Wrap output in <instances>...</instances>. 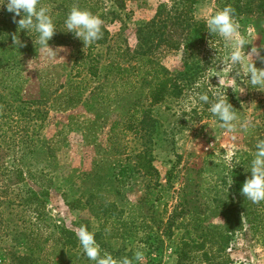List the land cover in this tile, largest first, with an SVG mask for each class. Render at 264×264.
<instances>
[{
	"label": "rangeland",
	"instance_id": "obj_1",
	"mask_svg": "<svg viewBox=\"0 0 264 264\" xmlns=\"http://www.w3.org/2000/svg\"><path fill=\"white\" fill-rule=\"evenodd\" d=\"M226 1L194 0V20L205 24L198 41L190 32L168 37L180 45L183 37L190 44L194 39L193 51L185 55L182 47L164 45L154 50V65L182 78L163 105L147 109L156 128L146 133L150 138L146 135L144 144L143 133L133 132L147 107L140 85L132 87L130 77L118 80L115 70L107 77L106 68L112 61L123 67L137 64L129 58L139 44V30L151 22L156 30L151 39L166 37L171 30L161 21L173 0H131L123 8L113 0H86L84 10L95 11L87 15L67 0H0V264H108V259L113 264H177L183 240L203 245L187 252L184 264H264V199L258 204L254 196L259 208L251 226L236 231L227 252L219 251L215 240L225 227L218 207L234 192L233 167L264 177V15L227 16ZM22 7L32 18L20 25L16 15L21 10L24 19ZM48 13L50 29L44 23ZM66 19L69 24H54ZM9 50L15 59L6 63L1 59ZM191 56L202 73L184 87L189 66L183 65ZM125 88L135 91L116 97ZM207 92L229 104L211 105ZM145 145L152 148L157 186L133 175L119 187L118 199L102 192L95 208L86 207L95 188L89 176L115 178L119 167L135 164L127 158ZM214 165H222L224 184L215 170L208 172ZM17 169L23 180L7 183L16 181ZM259 186L254 187L257 194ZM143 199L153 210L142 207L137 215L125 208ZM113 205L124 209L118 220L108 215ZM183 208L186 214H179ZM146 213L152 215V231L122 226ZM172 216L180 227L168 237L166 223ZM63 229L75 231L85 244L65 245ZM151 232L162 239L161 247L148 246Z\"/></svg>",
	"mask_w": 264,
	"mask_h": 264
},
{
	"label": "trees",
	"instance_id": "obj_2",
	"mask_svg": "<svg viewBox=\"0 0 264 264\" xmlns=\"http://www.w3.org/2000/svg\"><path fill=\"white\" fill-rule=\"evenodd\" d=\"M70 4L74 5V9H83L81 12L83 14H94V9L84 10V3H86V0H67ZM126 1L131 0H113L116 7L123 8ZM53 3H56L57 0H52ZM193 6H194V0H173V6L171 10L167 12V17L162 20V24L164 29L166 30L168 27L171 31L166 34V37H157L156 41L153 40L155 37L156 30L154 22H151L149 25L143 27L139 30V44L137 46V49L133 52L131 57L129 58V61H136V65H129L126 67H123L120 65L119 62H110L109 65L106 68V76H111V71L115 70L116 75L118 77V80H122L124 78H132L133 82L132 87L135 86V83H138L140 85L141 92H143L142 98L145 100L147 107L146 111H142V117L139 120L138 124L139 127L137 129V126L134 127V133H143L141 136L146 140V143H148L147 134H150L154 132L156 128V122L154 119H151L150 113L147 111L150 109H153L155 107L163 105L167 99H169L170 93H175L176 91H173L176 88V83L178 82L181 77H177L176 74L172 73L169 74L167 70L164 68H161L159 66L154 65V60L152 55L154 54V50L157 49L158 46L164 45L170 49L173 50H179L181 47L183 49L184 54H188L191 50L193 51L195 49V44L198 43L192 41V44L187 42L188 38L183 37L182 41H184V45H180V41L173 42L171 41L169 36H171L173 33L179 32L181 35L185 34V32H190L189 35L198 36L203 35L205 30V24L201 22H197L194 20L193 17ZM24 9V19L20 20V15H22L21 10L17 12V20L19 21V24L22 25L25 22H28L31 20L32 15L29 13V11L26 10V8L22 7ZM223 9L225 10V13L227 16L231 17H239L243 15H258L263 16L264 15V0H228L224 3ZM67 11H71L69 8L66 9ZM76 11V10H72ZM23 12V11H22ZM79 12V11H78ZM159 14H162V11L158 12ZM64 16V14H62ZM44 23L45 28L50 29L53 28V24H51V20L49 18V13L44 16ZM70 22L66 19L65 21H62L61 23H54L56 26L59 25V27L63 26L64 24H69ZM186 27L191 26V31L188 29H184ZM176 27L179 29V31L176 29ZM186 35V34H185ZM187 36V35H186ZM151 37L153 39H151ZM201 38V37H200ZM187 42V43H186ZM195 43V44H194ZM194 46V47H193ZM191 47V48H190ZM5 51L8 48H4ZM119 51V50H118ZM5 57H3L1 60H3L6 63H11L15 59V56H13L12 51L3 52ZM129 53L128 51L126 53L123 52V54ZM145 62L147 66H149L147 69H144L142 66V63ZM139 65V67L137 66ZM183 66H189L188 69L185 70V78L183 76L182 83L184 84V87H187L189 85H192L195 83L197 78L200 76L201 69L198 67V64L195 62V59L193 56H191V61L185 60V63ZM93 69L89 67L88 72L91 76H96L95 72L92 71ZM135 91V88H125L123 93H117L116 97H123L128 94H131ZM207 99L210 100L211 105L213 106H226L229 104L228 99L222 100L212 95L211 92H207ZM132 109L135 108V105L131 106ZM131 129V128H130ZM147 133V134H146ZM147 135V136H146ZM149 137V136H148ZM150 138V137H149ZM145 149L141 153H135L134 155H129L130 157L127 158L128 160H134L135 164L133 165H123L122 167H119L118 169V175L114 178L112 176H98L95 175L92 177L93 179L89 180L92 181V184L94 185V189L88 193L87 201L85 203L86 207L95 208L97 205H95V200L100 201L102 200L100 197V194L102 192H106V194H113L115 195V198L118 199L119 196H122L119 190V187H123L126 184H129V182L132 180L133 175H141L150 179V182H152V185L154 187L157 186L159 182V172L153 165V156H152V148L150 145H145ZM262 157H264V153L262 154ZM222 165H214L213 168H210L208 170L212 172V170H215V175L217 176V179L219 181H222L223 184L226 182V177L222 176V170H218ZM174 168L169 170L166 174L167 176V183L169 180H171L172 176H174ZM14 177L16 181L14 182H8L9 184H17L21 180H23L21 171L13 170ZM12 174V173H10ZM13 175V174H12ZM222 176V177H220ZM229 178L232 182L231 186L233 187L234 192L232 194L226 195L228 197V200L226 203H222L218 208L220 209L218 212V215L222 216L224 218V229L217 232V236L215 237V240L217 241V248H219V251H225V249L228 247V244H230L231 240L236 234V231H242L246 227L251 226L252 223V216L255 212L254 209L257 207V200L253 199L254 196H257L259 199L258 204L260 201H263L264 199V177L262 172L258 171L257 174H255L252 170H249L246 175L243 174L242 168L238 165L233 167L232 171L229 173ZM228 178V179H229ZM257 180V184L256 183ZM150 184V183H149ZM151 185V184H150ZM257 185L259 186V193L257 194L254 190V187L256 188ZM105 186H110L109 190H105ZM238 201L236 203V201ZM106 200V199H104ZM123 198H121V201ZM107 201V200H106ZM108 202V201H107ZM115 202V199H114ZM148 199H143L140 201V203L136 205H125V208H131L133 213L139 214L143 207L144 210H153V206L149 203ZM108 206H110L108 204ZM185 205H183L184 207ZM92 208V209H93ZM256 208V209H257ZM136 209V210H135ZM109 216H112L115 220H118L121 213H124V209H117L114 205L113 207H109ZM254 211V212H253ZM148 212V211H147ZM153 214V212H152ZM179 214H186V209L183 208L180 210ZM144 216L141 218V216L137 217H131V220L129 222L122 223L123 227L131 228L132 230L135 229L134 227H141L144 229H149V231H152V225H149V217L151 218L152 215L149 213L143 214ZM177 216H172L170 221H168L167 224V236L170 237L172 233V228H179L180 224L177 226H174V219ZM134 218V219H132ZM113 219V220H114ZM139 220V223H136V221ZM152 223V222H151ZM155 224V223H154ZM152 235H149V239H147V243L149 247L155 246V247H161L163 245L162 239H159L160 237L158 234H154V232H151ZM61 235L65 238V245H69L71 248H75L78 245V242L81 240L84 241V239L79 238L76 235L75 231L63 229L61 231ZM214 236H211L213 239ZM79 238V239H78ZM83 245L85 244L84 242ZM202 243L192 242L188 240H183L180 242V249L177 250V264H184L185 260L187 259V252L196 249L200 250L202 248ZM91 252H95V250L92 247H88ZM213 260V259H212ZM106 263L113 264L111 260H106ZM209 264H236L233 262H208ZM127 264H133L132 261H128Z\"/></svg>",
	"mask_w": 264,
	"mask_h": 264
},
{
	"label": "crops",
	"instance_id": "obj_3",
	"mask_svg": "<svg viewBox=\"0 0 264 264\" xmlns=\"http://www.w3.org/2000/svg\"><path fill=\"white\" fill-rule=\"evenodd\" d=\"M69 152V148H68V150H67V152L66 153H68ZM72 153V152H71ZM70 154V153H69ZM175 249V251L177 250L176 248H174ZM228 250V249H227ZM225 252H227L226 250H225Z\"/></svg>",
	"mask_w": 264,
	"mask_h": 264
}]
</instances>
